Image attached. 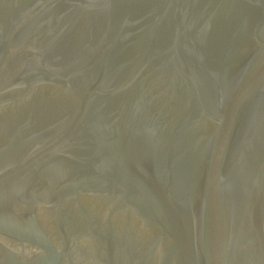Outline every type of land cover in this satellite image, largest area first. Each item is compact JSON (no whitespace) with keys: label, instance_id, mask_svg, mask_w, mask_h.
<instances>
[{"label":"water","instance_id":"1","mask_svg":"<svg viewBox=\"0 0 264 264\" xmlns=\"http://www.w3.org/2000/svg\"><path fill=\"white\" fill-rule=\"evenodd\" d=\"M0 264H264V0H0Z\"/></svg>","mask_w":264,"mask_h":264}]
</instances>
